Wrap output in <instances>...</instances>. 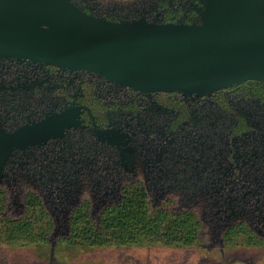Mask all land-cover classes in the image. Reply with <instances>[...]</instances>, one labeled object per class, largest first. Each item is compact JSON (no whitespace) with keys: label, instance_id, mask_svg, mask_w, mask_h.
<instances>
[{"label":"flooded vegetation","instance_id":"flooded-vegetation-1","mask_svg":"<svg viewBox=\"0 0 264 264\" xmlns=\"http://www.w3.org/2000/svg\"><path fill=\"white\" fill-rule=\"evenodd\" d=\"M77 1L110 20L158 23L200 22L206 6ZM129 185L142 187L154 210L165 202L173 211L192 209L201 236L210 225L219 245L239 224L264 243V80L202 94L146 91L92 69L0 57L3 215L23 216L36 196L52 233L71 235L73 213L85 201L99 225Z\"/></svg>","mask_w":264,"mask_h":264},{"label":"water","instance_id":"water-1","mask_svg":"<svg viewBox=\"0 0 264 264\" xmlns=\"http://www.w3.org/2000/svg\"><path fill=\"white\" fill-rule=\"evenodd\" d=\"M203 1L190 24L110 20L77 0H0V57L92 69L146 91L202 94L264 80V0ZM58 235L70 230L52 233L53 251Z\"/></svg>","mask_w":264,"mask_h":264},{"label":"trees","instance_id":"trees-1","mask_svg":"<svg viewBox=\"0 0 264 264\" xmlns=\"http://www.w3.org/2000/svg\"><path fill=\"white\" fill-rule=\"evenodd\" d=\"M4 201L0 191V233L5 230L18 233L19 231H15L16 227H26L24 229L29 230L33 223L39 222L38 237L45 242L48 241L54 223L43 203L36 196H30L27 212L16 219L2 214ZM172 205V202H165L153 210L145 190L139 185H129L125 198L119 204L104 210L99 225L91 218L90 205L85 201L73 213L71 236L61 240L72 242V244L83 243L97 246L124 245L140 243L143 240L157 241L159 233L164 230L163 234H166L167 241L175 245L198 244L202 241L200 217L192 209L173 211ZM224 236L227 245L240 243V237L247 244H264L244 224L229 228ZM79 240L83 242H78Z\"/></svg>","mask_w":264,"mask_h":264},{"label":"rangeland","instance_id":"rangeland-1","mask_svg":"<svg viewBox=\"0 0 264 264\" xmlns=\"http://www.w3.org/2000/svg\"><path fill=\"white\" fill-rule=\"evenodd\" d=\"M38 224L33 223L29 230L16 227L18 233H0V264H264V245L247 244L240 237V243L226 244L222 251L221 245L212 240L210 225L203 226L202 241L196 245L168 242L162 230L157 241L124 245L72 244L61 240L71 235L61 236L53 251L50 238L47 242L39 239Z\"/></svg>","mask_w":264,"mask_h":264}]
</instances>
